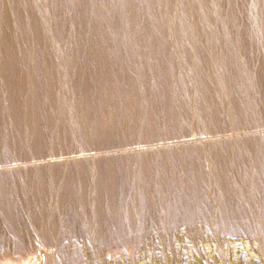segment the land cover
<instances>
[{"label":"rangeland","instance_id":"1","mask_svg":"<svg viewBox=\"0 0 264 264\" xmlns=\"http://www.w3.org/2000/svg\"><path fill=\"white\" fill-rule=\"evenodd\" d=\"M4 1L0 264H264V108L222 101L257 88L264 4L202 33L201 0Z\"/></svg>","mask_w":264,"mask_h":264},{"label":"bare ground","instance_id":"2","mask_svg":"<svg viewBox=\"0 0 264 264\" xmlns=\"http://www.w3.org/2000/svg\"><path fill=\"white\" fill-rule=\"evenodd\" d=\"M3 1V0H2ZM11 1V0H10ZM28 2L31 0H27ZM33 1V0H32ZM45 0H41V2L43 3ZM197 1V0H195ZM204 4V8L203 9H199V11L196 14L195 17V22H194V31L197 32L198 30L201 31L202 33H210V32H216V31H221L223 32V30H221V28L214 23L213 21L217 18H222V17H226V16H231V17H238L240 23H243V17L245 16V12L244 9H240L235 7L237 2L242 4V5H246L247 0H201ZM4 2H7L6 0ZM36 2V1H35ZM13 3V1L11 2ZM32 3V2H31ZM14 4L17 3L14 2ZM19 4H21L19 2ZM264 4V0H260V4L258 5V7H263ZM25 6H28V3L24 4ZM32 5V4H30ZM25 6L24 9H25ZM8 7V6H7ZM29 7V6H28ZM27 7V8H28ZM32 7V6H31ZM39 7V6H38ZM12 9V6L10 7ZM21 8V6H20ZM5 9V7H4ZM8 9V8H6ZM13 9L15 10V8L13 7ZM12 9V10H13ZM262 8H259L258 11L260 12ZM1 10V9H0ZM18 10H19V6H18ZM219 10V11H218ZM4 11V10H3ZM8 11V10H7ZM16 11V10H15ZM22 11V10H21ZM20 11V12H21ZM29 11V10H28ZM14 12V11H13ZM34 12V11H33ZM36 12V10H35ZM34 12V13H35ZM9 13V12H8ZM15 13V12H14ZM23 13V12H22ZM27 13V12H26ZM31 13V12H30ZM37 13V12H36ZM4 17L2 18V24L5 23L6 21V25L9 27L7 29L12 30V25L11 23H13V20H11V16L8 15L7 13H3ZM3 14L1 13V15L3 16ZM32 14V13H31ZM177 14V19L175 20V25H179V20L182 18V15L180 13V11L178 10ZM0 15V16H1ZM14 15V14H13ZM12 15V16H13ZM19 15V14H16ZM38 15V14H37ZM36 14L33 15V19L34 21H31V28L33 27L34 32L38 33L40 32L41 27L44 26V22H41V20H37L36 17H38ZM1 16V17H2ZM20 16V15H19ZM25 16V13H24ZM29 16V14H28ZM32 16V15H31ZM34 16H36L34 18ZM21 17V16H20ZM23 17V16H22ZM18 18V17H17ZM16 18V19H17ZM21 19V18H20ZM23 19V18H22ZM46 19V17H45ZM36 20V21H35ZM1 23V22H0ZM19 23V22H18ZM21 23V22H20ZM23 23H24V19H23ZM4 25V24H3ZM22 25V24H21ZM5 27V26H4ZM3 26L1 27L4 28ZM6 30V29H5ZM8 30V31H9ZM3 31V29H2ZM7 31V32H8ZM14 31V30H13ZM13 35V34H12ZM1 36V35H0ZM3 41H8V37H3L1 38ZM6 39V40H5ZM1 42V41H0ZM11 46V42H8ZM19 43V42H18ZM5 48H7L8 50V46L2 44ZM14 45V43L12 44ZM17 46V44H15ZM14 45V47H16ZM7 46V47H6ZM11 48H13L11 46ZM11 50V49H10ZM10 50H8L7 52H10ZM12 53V52H11ZM48 54H50V51H47ZM20 54V52H19ZM2 55V54H1ZM5 55V54H4ZM17 57V56H16ZM20 59V58H19ZM5 61L6 59H2V61ZM21 60V59H20ZM23 61V60H22ZM7 62V60H6ZM3 63V62H2ZM1 63V64H2ZM14 64V62H13ZM16 64V63H15ZM1 66V65H0ZM15 66V65H14ZM258 72H259V76L257 78V80H254L256 82V89L250 87V84L252 83H248V82H244L242 89L239 88L240 85H242V82L240 80H238V83H236L235 85L237 86L238 89H240L241 93L240 96H236L228 99V97L223 98L222 101L225 103V105L227 107H229V109H234V110H239V109H246L248 111H252L255 112L256 110H261L262 108H264V76H262V73L264 72V68H258ZM238 78V76H236ZM237 82V81H236ZM249 84V90L247 91V86ZM253 85V84H252ZM239 94V93H238ZM30 104V103H29ZM28 104V105H29ZM255 109V110H254ZM46 115V114H44ZM51 118V117H50ZM52 119V118H51ZM53 120V119H52ZM46 121V120H45ZM47 122L50 123L47 119ZM54 122V121H53ZM47 123V125H48ZM54 158H52L51 160H49L47 162L46 165L48 166H52L53 164L55 165H68V164H74V161L78 159L77 156H66V157H60V158H55V156H53ZM80 158V157H79ZM63 163V164H61ZM46 234L48 237H50L51 235H53L56 238H59L60 236V232L58 230H47Z\"/></svg>","mask_w":264,"mask_h":264}]
</instances>
